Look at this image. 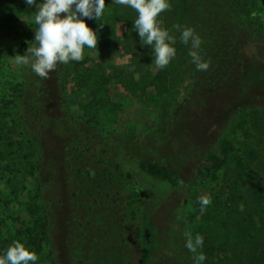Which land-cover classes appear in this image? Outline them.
I'll return each instance as SVG.
<instances>
[{"label": "rangeland", "instance_id": "rangeland-1", "mask_svg": "<svg viewBox=\"0 0 264 264\" xmlns=\"http://www.w3.org/2000/svg\"><path fill=\"white\" fill-rule=\"evenodd\" d=\"M253 5L250 16L264 30V0ZM116 6L113 0H105L99 20L83 18L97 33V48L85 45L83 59L69 61L65 100L73 114L89 120L98 131L139 137L157 127L187 97L195 64L188 51L177 47L181 34H175L161 13L157 23L175 41L170 46L176 55L163 69L157 67L153 48L141 44L134 22L115 13ZM11 12L10 29L0 31V117L6 122V133H0V212L5 245L19 241L33 252L27 231L40 225L35 219L39 149L24 130L19 90L25 64L17 63L16 56L26 54L35 39L37 9L25 0H14ZM236 102L246 101L239 97ZM259 118L264 121V112ZM262 129L252 127L248 119L226 127L216 135L199 169L186 168L181 188L167 193L173 202L185 203L187 230L193 237L199 234L203 242L218 239L225 214L224 208L215 207L216 198L233 182L238 163L249 164L237 160L244 148L260 145ZM56 146L53 205L66 264L72 252L83 259L82 264H140L149 252L154 230L163 228L159 222L145 223L142 182L76 143L66 140ZM201 197L211 201L203 211ZM130 240L134 250L128 247ZM48 252L47 241L42 242L37 260L29 264H49Z\"/></svg>", "mask_w": 264, "mask_h": 264}, {"label": "trees", "instance_id": "trees-1", "mask_svg": "<svg viewBox=\"0 0 264 264\" xmlns=\"http://www.w3.org/2000/svg\"><path fill=\"white\" fill-rule=\"evenodd\" d=\"M13 2L0 0V31L11 27ZM254 2L168 0L170 8L162 12V20L177 35L181 31L175 25L193 29L202 41V58L210 66L206 71H197L195 66L187 97L175 104L157 127L139 137L98 131L89 120L73 114L65 100L64 74L69 62H57L45 79L33 71L35 58L29 57L19 97L24 130L30 132L39 149L35 219L40 225L38 230L27 231L36 255L42 242L47 241L48 263L66 264L67 255L57 234L53 189L56 144L67 140L142 182L145 223L159 222L163 228L154 230L149 252L140 264H197L185 247V203L173 202L167 193L181 188L186 168L199 169L217 141L216 135L224 133L226 127L248 119L252 127L264 130V121L259 118L264 112V30L257 28L250 16ZM125 7L116 6L115 13L125 15L129 23L135 22L138 13ZM37 46L34 40L29 47ZM177 47L189 52L190 44L178 39ZM239 97L246 102L238 104ZM5 125L0 117V133H6ZM261 136L260 145L244 148L243 159L239 156L237 160L249 164L238 163L233 182L223 196L216 198L215 207L224 208L225 215L218 239H208L198 249L206 256L202 264H264V131ZM2 223L0 212V257L10 247L9 243L5 245ZM132 242L127 244L134 250ZM70 258L69 264L83 263L73 252Z\"/></svg>", "mask_w": 264, "mask_h": 264}, {"label": "clouds", "instance_id": "clouds-1", "mask_svg": "<svg viewBox=\"0 0 264 264\" xmlns=\"http://www.w3.org/2000/svg\"><path fill=\"white\" fill-rule=\"evenodd\" d=\"M115 4L130 6L138 13L134 22V28L141 38V44L151 46L155 53V64L163 69L170 60L175 57L176 49L170 46L175 43L169 32L163 30L157 23V17L170 8L168 0H113ZM28 6H36L37 14L34 22L38 26L35 30L37 47H28L26 54L17 55L16 62L27 65L29 57H34L33 71L41 78L47 79L49 73L54 70L57 62L67 64L71 61H81L83 50L97 48V33L83 19H97L102 16L105 9V0H43L36 4V0H25ZM62 14H64L62 16ZM103 24H101V27ZM181 42L190 44L189 56L195 64L197 71H206L210 62L204 61L200 52L201 39L191 28L181 29ZM201 211L211 201L208 197H201ZM244 210V205H240ZM185 247L194 255L197 264H202L206 259L203 252L198 249L203 246V237L191 232L185 233ZM37 256L29 251L23 243L16 241L10 246L6 255L0 257V264H29L36 261Z\"/></svg>", "mask_w": 264, "mask_h": 264}]
</instances>
